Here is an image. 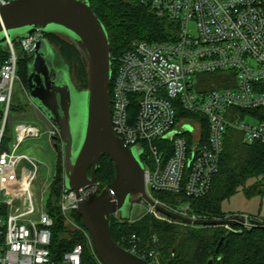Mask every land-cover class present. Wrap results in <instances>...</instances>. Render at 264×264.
<instances>
[{"label": "built area", "instance_id": "obj_1", "mask_svg": "<svg viewBox=\"0 0 264 264\" xmlns=\"http://www.w3.org/2000/svg\"><path fill=\"white\" fill-rule=\"evenodd\" d=\"M8 1L0 0V6ZM147 5L173 28L169 39L132 40L112 58V129L128 147L141 149L146 193L166 208L196 218L187 205L172 209L153 192L187 198L207 195L227 128L264 144V118L242 113L264 108V0H148ZM43 36L34 31L25 38L7 39L3 47L7 56L0 64V264H54L49 248L54 219L41 204L35 212L30 190L41 162L21 151L23 142L40 137L42 130L35 119L19 117L13 127L9 124L14 86L21 81L16 46L28 54ZM215 73L230 75L226 81L231 85H200L198 76ZM195 114L201 118L194 119ZM248 117L255 122L248 123ZM51 125L45 132L59 135ZM49 183L42 186L49 190ZM2 194L11 198L2 199ZM77 200L73 191L62 190L58 205L66 222H73ZM148 206L149 212L157 213ZM73 225L102 264L90 235L77 222ZM137 241L132 235L129 250L159 264L157 252L141 249ZM82 252L83 245L76 243L63 253L61 264H80Z\"/></svg>", "mask_w": 264, "mask_h": 264}, {"label": "water", "instance_id": "obj_2", "mask_svg": "<svg viewBox=\"0 0 264 264\" xmlns=\"http://www.w3.org/2000/svg\"><path fill=\"white\" fill-rule=\"evenodd\" d=\"M34 31L62 34L85 56L87 86L78 89L69 65L46 38L37 40L27 54L26 94L59 133L62 151L63 191L77 197V213L88 231L94 252L102 264H152L121 246L111 236V216L129 219L132 198L143 199L157 212L185 224L252 226L246 215L225 218H192L155 202L145 191L141 149L128 147L111 124L109 85L112 75L111 44L107 30L87 0H9L0 6V48L7 39L25 38ZM66 91H80L84 112L76 125L66 115ZM72 124V125H73ZM107 155L114 164L111 182L97 192L95 172ZM257 226L264 229V222ZM206 264H212L209 259Z\"/></svg>", "mask_w": 264, "mask_h": 264}, {"label": "trees", "instance_id": "obj_3", "mask_svg": "<svg viewBox=\"0 0 264 264\" xmlns=\"http://www.w3.org/2000/svg\"><path fill=\"white\" fill-rule=\"evenodd\" d=\"M87 1L107 30L112 57L120 56L132 40L154 42L169 39L172 23L164 17L156 16L148 7V0ZM43 34L50 43L53 41L59 46L57 50L69 65L71 72L74 67L75 78L79 80L76 82L78 89H85L87 75L78 51L69 43L58 39L57 33ZM21 52L19 51L17 72L26 84L29 60L27 53L21 55ZM6 56L7 51L1 47L0 64ZM110 88L111 85L109 90ZM24 109L26 108H21V105L12 104V111L21 113ZM242 113L264 118V108ZM192 116L197 120L201 118L197 114ZM114 175L113 162L107 155H103L95 172L97 192L111 182ZM249 179H254L255 182L245 186ZM53 181L45 206L54 219L49 247L54 264H61L63 253L76 243L83 245L80 264H98L83 234L78 230H69L60 213L58 199L63 190L61 162L57 171L55 167ZM240 186H243L248 196L264 194V144L260 140L248 141L242 132L227 128L210 194L201 198H187L182 194L157 191L153 192V197L172 209L189 202L191 207L188 212L199 218H225L230 214L221 210V201L231 196ZM72 217L82 226L77 210L72 212ZM248 221L252 226H200L171 218L165 219L155 213H145L134 221L121 219L113 214L110 233L115 242L127 249L130 248L129 241L134 235L141 249H154L157 252L159 264H206L209 259H212V264H264V229L256 225L258 221L255 218H249Z\"/></svg>", "mask_w": 264, "mask_h": 264}, {"label": "rangeland", "instance_id": "obj_4", "mask_svg": "<svg viewBox=\"0 0 264 264\" xmlns=\"http://www.w3.org/2000/svg\"><path fill=\"white\" fill-rule=\"evenodd\" d=\"M56 35L58 36V39H61L62 41L69 43L78 51L79 56L83 61L82 65L86 72L87 62L80 48L68 37L62 34H56ZM51 43L56 47V49H59V46L56 45V43H54L53 41ZM2 47H5V45H3ZM16 49L20 51L19 45L16 46ZM25 54L26 52L23 51L21 52V55H25ZM75 76H76L75 69L73 67L72 72L70 71V77L73 84L77 87L76 82H78L79 80L77 79V77L75 78ZM198 78H199V82H201L200 85L206 89L231 85V82L226 81L227 79L230 78V75H228L227 73H215V74L203 75V76H198ZM20 80L21 81H16L15 83L12 104H14L15 106L21 105V108H26V109H24V111H21V113H18L17 111H11L9 124L10 126L13 127L14 123L17 120H20L19 117L31 118L32 120L35 119L40 129L42 130V134L40 137L28 138L21 145L22 152H24L25 154L31 157H36L37 160L41 162L39 168V174L34 179V181L30 186L32 197L36 204L35 212L38 213L39 204L45 206L49 199V190L46 187V185L42 186V184L45 182H50L49 189H51L52 184L54 183L53 178L55 175V167L57 171V169L60 166V162L62 163L61 142L59 135H52L51 137H49L48 133L45 132V128L46 129L52 128V125L44 117V115L41 113L40 110H38L34 105L30 104L28 96L26 94V84L25 82H23L21 78ZM82 95L83 94H81L80 91L78 93L76 92L69 93V91H66V104L68 106V107L65 106V109L68 111L66 112V115L72 118L70 119V123L71 126H73L74 128L76 127V125L73 124L75 122V118H77L78 115V119H80V117L83 115L82 113L84 112L83 104H82L83 103ZM245 120L248 123L255 122V120L250 117L246 118ZM254 182H255L254 179H249L246 182L245 186H249ZM210 191L208 192V194H210ZM10 198H11L10 195L2 194V199H10ZM184 205H187L188 208L191 207L189 202L184 203ZM149 209L150 208L148 204L142 201L141 198H134V200H132V207L130 211L129 210L128 212L124 211V214H129L130 212L129 221H134L140 215H143L145 213H151L149 212ZM221 210L226 214H244L248 216V220L249 218H255L258 222L263 221L262 219H264V194H255L248 196L246 195L243 186H240L236 190V192H234L231 196H229L228 198H224L221 201ZM155 214L160 215L158 212ZM161 217H164V215ZM164 218L168 219L169 217H164ZM202 218H210V217H202ZM72 219L73 222L65 221L69 230H74L75 227L73 224L74 221L76 222V220L74 218Z\"/></svg>", "mask_w": 264, "mask_h": 264}, {"label": "bare ground", "instance_id": "obj_5", "mask_svg": "<svg viewBox=\"0 0 264 264\" xmlns=\"http://www.w3.org/2000/svg\"><path fill=\"white\" fill-rule=\"evenodd\" d=\"M113 58V57H112ZM134 198H137V197H133L132 198V200H134ZM118 214V213H117ZM118 216H119V214H118ZM83 226V225H82ZM83 228H84V226H83ZM84 230H86L85 228H84ZM86 232L88 233V231L86 230ZM89 234V233H88ZM99 259V258H98ZM101 262V261H100Z\"/></svg>", "mask_w": 264, "mask_h": 264}, {"label": "crops", "instance_id": "obj_6", "mask_svg": "<svg viewBox=\"0 0 264 264\" xmlns=\"http://www.w3.org/2000/svg\"><path fill=\"white\" fill-rule=\"evenodd\" d=\"M230 215H232V214H230ZM229 216V215H228Z\"/></svg>", "mask_w": 264, "mask_h": 264}, {"label": "flooded vegetation", "instance_id": "obj_7", "mask_svg": "<svg viewBox=\"0 0 264 264\" xmlns=\"http://www.w3.org/2000/svg\"><path fill=\"white\" fill-rule=\"evenodd\" d=\"M71 78V77H70Z\"/></svg>", "mask_w": 264, "mask_h": 264}]
</instances>
